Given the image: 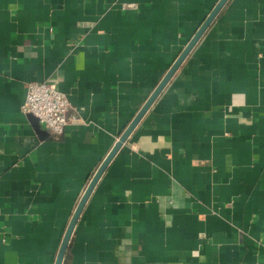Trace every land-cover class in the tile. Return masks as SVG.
<instances>
[{
	"label": "crops",
	"instance_id": "0c3cea01",
	"mask_svg": "<svg viewBox=\"0 0 264 264\" xmlns=\"http://www.w3.org/2000/svg\"><path fill=\"white\" fill-rule=\"evenodd\" d=\"M218 0H0V264H55L119 137ZM58 80L59 137L22 110ZM63 264H264V0H228L95 185Z\"/></svg>",
	"mask_w": 264,
	"mask_h": 264
},
{
	"label": "water",
	"instance_id": "95a60500",
	"mask_svg": "<svg viewBox=\"0 0 264 264\" xmlns=\"http://www.w3.org/2000/svg\"><path fill=\"white\" fill-rule=\"evenodd\" d=\"M228 0H218V2L215 4V6L211 9L209 14L206 16L204 21L201 23V25L198 27L197 31L194 33V35L191 37L185 48L182 50L180 55L177 57L175 62L172 64V66L169 68V70L166 72L160 83L157 85V87L154 89L150 97L147 99V101L144 103L142 108L138 111L136 116L133 118V120L130 122L128 127L125 129V131L122 133V135L119 137L118 141L115 143L114 147L111 149L107 157L104 159L92 179L90 180L74 214L73 217L66 229V232L64 234V237L62 239L61 245L58 250L57 258L55 261V264H63L65 255L68 249V246L70 244L75 226L79 220V217L85 207V204L90 197L95 185L97 184L98 180L100 179L101 175L107 168L108 164L114 157V155L117 153V151L120 149V147L123 145V143L127 140V138L130 136V134L133 132L136 125L139 123V121L142 119V117L145 115V113L148 111L150 106L153 104V102L156 100V98L160 95L164 87L167 85V83L171 80L173 75L176 73L180 65L183 63V61L186 59V57L189 55V53L192 51V49L195 47V45L198 43V41L201 39L205 31L208 29V27L211 25V23L214 21V19L218 16V14L221 12L223 7L226 5ZM37 122L36 125H39L38 119L31 115Z\"/></svg>",
	"mask_w": 264,
	"mask_h": 264
},
{
	"label": "built area",
	"instance_id": "2783aa9c",
	"mask_svg": "<svg viewBox=\"0 0 264 264\" xmlns=\"http://www.w3.org/2000/svg\"><path fill=\"white\" fill-rule=\"evenodd\" d=\"M22 110L35 116L53 137L62 135L71 121L80 120L58 80L28 82Z\"/></svg>",
	"mask_w": 264,
	"mask_h": 264
}]
</instances>
